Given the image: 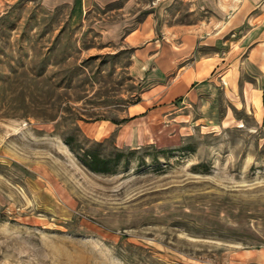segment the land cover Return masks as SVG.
<instances>
[{
  "label": "rangeland",
  "instance_id": "374dc122",
  "mask_svg": "<svg viewBox=\"0 0 264 264\" xmlns=\"http://www.w3.org/2000/svg\"><path fill=\"white\" fill-rule=\"evenodd\" d=\"M72 15L0 0V264H243L264 252V119L237 71L205 108L173 100L151 122L162 94L149 107L144 95L167 80L135 76L133 50L101 36L99 19L116 14ZM88 152L110 166L121 154L117 172L90 170Z\"/></svg>",
  "mask_w": 264,
  "mask_h": 264
},
{
  "label": "crops",
  "instance_id": "0c3cea01",
  "mask_svg": "<svg viewBox=\"0 0 264 264\" xmlns=\"http://www.w3.org/2000/svg\"><path fill=\"white\" fill-rule=\"evenodd\" d=\"M44 5H68L75 21L87 12L116 14L99 19L101 36L133 50L135 76L167 80L144 95L146 103L162 94L148 114L151 122L161 119L173 100L205 108L215 99L217 78L235 71L248 108L264 119V0H44ZM182 7L188 20L180 16ZM139 13L144 15L135 19ZM244 258L263 263L264 252L249 250Z\"/></svg>",
  "mask_w": 264,
  "mask_h": 264
},
{
  "label": "trees",
  "instance_id": "16d2710c",
  "mask_svg": "<svg viewBox=\"0 0 264 264\" xmlns=\"http://www.w3.org/2000/svg\"><path fill=\"white\" fill-rule=\"evenodd\" d=\"M82 159L83 163L94 172L116 173L117 165L120 163L121 154L116 156L113 166H110V159L102 157L98 152H88L85 157H82Z\"/></svg>",
  "mask_w": 264,
  "mask_h": 264
}]
</instances>
